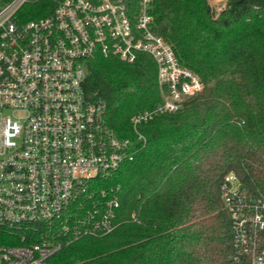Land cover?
<instances>
[{
    "label": "trees",
    "instance_id": "1",
    "mask_svg": "<svg viewBox=\"0 0 264 264\" xmlns=\"http://www.w3.org/2000/svg\"><path fill=\"white\" fill-rule=\"evenodd\" d=\"M12 1L0 0V11ZM59 1H26L14 18L45 17ZM124 2L131 14L139 9L140 0ZM149 12L153 31L204 89L144 123L147 142L136 158L98 184L121 185L116 230L65 246L49 264H232L220 183L234 172L264 198V0H227L219 10L210 0H152ZM88 67L86 94L107 103L119 136L135 139L132 116L162 100L155 60L101 55ZM18 242L0 229V245Z\"/></svg>",
    "mask_w": 264,
    "mask_h": 264
},
{
    "label": "built area",
    "instance_id": "2",
    "mask_svg": "<svg viewBox=\"0 0 264 264\" xmlns=\"http://www.w3.org/2000/svg\"><path fill=\"white\" fill-rule=\"evenodd\" d=\"M26 1L0 11V229L19 239L0 245V264H49L65 246L116 230L121 185L98 184L136 158L147 142L144 123L204 89L153 31L152 0H140L133 14L124 0H61L50 15L21 23L14 14ZM139 52L157 64L162 100L132 116L133 139L110 127L107 103L91 99L84 84L88 60L134 62ZM220 197L231 218L232 264H264V198L234 172Z\"/></svg>",
    "mask_w": 264,
    "mask_h": 264
},
{
    "label": "crops",
    "instance_id": "3",
    "mask_svg": "<svg viewBox=\"0 0 264 264\" xmlns=\"http://www.w3.org/2000/svg\"><path fill=\"white\" fill-rule=\"evenodd\" d=\"M212 4L216 5L218 9L226 4L227 0H210Z\"/></svg>",
    "mask_w": 264,
    "mask_h": 264
},
{
    "label": "rangeland",
    "instance_id": "4",
    "mask_svg": "<svg viewBox=\"0 0 264 264\" xmlns=\"http://www.w3.org/2000/svg\"><path fill=\"white\" fill-rule=\"evenodd\" d=\"M223 7V6H222ZM219 10V9H218Z\"/></svg>",
    "mask_w": 264,
    "mask_h": 264
}]
</instances>
